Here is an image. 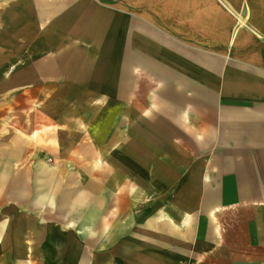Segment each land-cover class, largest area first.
Here are the masks:
<instances>
[{
    "label": "crops",
    "instance_id": "0c3cea01",
    "mask_svg": "<svg viewBox=\"0 0 264 264\" xmlns=\"http://www.w3.org/2000/svg\"><path fill=\"white\" fill-rule=\"evenodd\" d=\"M0 264H264V0H0Z\"/></svg>",
    "mask_w": 264,
    "mask_h": 264
}]
</instances>
